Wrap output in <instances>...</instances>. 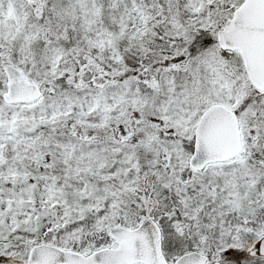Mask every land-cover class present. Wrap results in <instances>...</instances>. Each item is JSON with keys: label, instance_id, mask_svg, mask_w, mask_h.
<instances>
[{"label": "snow or ice", "instance_id": "1", "mask_svg": "<svg viewBox=\"0 0 264 264\" xmlns=\"http://www.w3.org/2000/svg\"><path fill=\"white\" fill-rule=\"evenodd\" d=\"M0 264H264V0H0Z\"/></svg>", "mask_w": 264, "mask_h": 264}]
</instances>
